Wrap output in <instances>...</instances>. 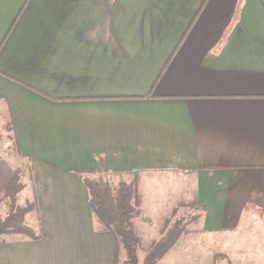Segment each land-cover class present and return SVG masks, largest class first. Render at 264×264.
<instances>
[{
	"label": "crops",
	"instance_id": "obj_1",
	"mask_svg": "<svg viewBox=\"0 0 264 264\" xmlns=\"http://www.w3.org/2000/svg\"><path fill=\"white\" fill-rule=\"evenodd\" d=\"M0 131V264H114L83 179L131 172L204 207L158 264H264V0H0Z\"/></svg>",
	"mask_w": 264,
	"mask_h": 264
},
{
	"label": "trees",
	"instance_id": "obj_2",
	"mask_svg": "<svg viewBox=\"0 0 264 264\" xmlns=\"http://www.w3.org/2000/svg\"><path fill=\"white\" fill-rule=\"evenodd\" d=\"M91 175V173H89ZM129 182L119 183L117 189H112L101 177L83 179L88 192V206L92 219L102 232H107L114 240L116 247L115 263H120V249L126 253V264H138V251H145L142 264H158L160 260L169 255L183 237H188L189 224L199 223L204 207L195 198L191 201H177L171 210L172 214L184 207L198 210L187 220L176 221L167 231L165 218L162 228L159 229L160 239L155 240L148 249H144V241L134 231V220L140 216L143 197L138 192L139 175L129 173ZM23 190L18 177H14L6 191L3 200L8 202V213L0 218V242L6 237L23 235L31 240H38L40 236L25 224V217L37 210L36 202L28 203L25 207L17 206V195ZM199 233V232H194Z\"/></svg>",
	"mask_w": 264,
	"mask_h": 264
},
{
	"label": "rangeland",
	"instance_id": "obj_3",
	"mask_svg": "<svg viewBox=\"0 0 264 264\" xmlns=\"http://www.w3.org/2000/svg\"><path fill=\"white\" fill-rule=\"evenodd\" d=\"M4 138L5 137H3V139ZM129 180L130 176H125L118 180L116 178H111L107 183H109L112 189H117L119 183L129 182ZM138 192L143 196V201L141 214L134 220V231L143 239L144 245L142 246L145 250L148 249L155 240L160 239L159 229L162 228V223L165 218L168 219V225L164 229L167 231L176 221L187 220L191 215L199 212L198 210L184 207L175 214L171 213L172 205L179 199L188 202L192 198V186L189 184L188 179L179 173L174 175V177L156 174L141 175L138 181ZM30 198V192L26 190L17 197V206L21 208L25 207L28 204L27 199ZM25 224L32 229L35 228L32 215H27L25 217ZM198 226L199 223L189 224L187 229L191 235L181 238L178 244L180 245V243L186 242L194 236H196L195 238L197 239L201 238L200 232L194 233L198 232ZM137 255L138 264H142L145 251L141 249L138 251ZM119 258V264H126L127 257L123 248L120 249Z\"/></svg>",
	"mask_w": 264,
	"mask_h": 264
}]
</instances>
